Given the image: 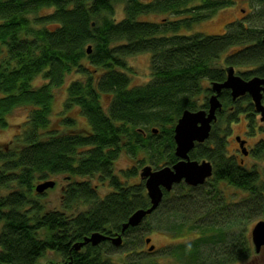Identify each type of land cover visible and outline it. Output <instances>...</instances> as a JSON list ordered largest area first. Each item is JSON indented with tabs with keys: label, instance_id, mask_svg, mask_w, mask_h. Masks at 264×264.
Masks as SVG:
<instances>
[{
	"label": "trees",
	"instance_id": "1",
	"mask_svg": "<svg viewBox=\"0 0 264 264\" xmlns=\"http://www.w3.org/2000/svg\"><path fill=\"white\" fill-rule=\"evenodd\" d=\"M234 2L0 0V127L9 125L7 116L16 107L30 108L13 147L0 149V264H40L48 252L58 255L60 264H160L155 251L142 248L148 238L142 237L143 225L165 210L184 217L169 228L200 231L191 242L174 247L180 261L238 264L259 253L246 224L242 232H227L239 216L246 223L250 213L264 207L260 173L228 153L226 138L229 125L242 115L255 132L258 114L250 95L234 100L229 89L219 94L222 108L209 139L190 152L194 160H210L213 175L198 186L175 184L141 224L121 233L129 216L150 201L137 165L116 173L120 154L154 169L173 165L179 159L174 140L179 117L186 109L208 108L212 84L225 81L228 67L246 68L236 71L244 79L264 77V28L238 23L221 34L184 32ZM119 3L124 15L117 18ZM148 15L164 20L144 18ZM144 52L151 54L152 80L131 85L128 58ZM223 53L225 65L220 63ZM72 74L77 77L70 80L63 109L52 120L54 90ZM201 94L205 97L198 105ZM74 109L85 126H77ZM223 120L228 128L221 137L216 128ZM263 151L264 141L252 153ZM57 174L71 180L62 189L61 209H51L40 200L50 188L38 192L36 186ZM77 177L88 180H73ZM93 177L107 183L109 191L101 195L89 180ZM222 181L249 194L241 202L243 214L226 216L237 205L218 189ZM80 205L87 209L74 212ZM94 232L121 233L123 242L115 246L107 239L74 247ZM203 244L212 250L207 257L196 255ZM119 251L127 255L113 259ZM53 260L48 263L58 264Z\"/></svg>",
	"mask_w": 264,
	"mask_h": 264
},
{
	"label": "rangeland",
	"instance_id": "2",
	"mask_svg": "<svg viewBox=\"0 0 264 264\" xmlns=\"http://www.w3.org/2000/svg\"><path fill=\"white\" fill-rule=\"evenodd\" d=\"M116 11H117V18H120L124 15V4L119 3L116 5ZM46 10L43 9L41 12H45ZM144 18H150V20H156V21H163L164 16L163 15H148L144 16ZM241 23L245 27H254L258 29L264 28V0H235V2L232 5H229L227 7H224L220 10H218L214 15L196 23L193 25V27L190 28V30H184V32L187 33H194V32H202L204 34H221L230 32L233 29V25ZM225 53L222 54V60L220 63L222 65H225L224 58ZM151 54L149 52L139 53L137 55H133L128 58V65H129V76L131 79V85H143L145 83H148L152 80V71H151ZM239 69H246V68H238L236 67V71ZM40 77V76H39ZM76 74L69 75L64 85L55 88L54 94V105H53V113H52V120H55L57 116L60 114V112L63 109L64 99L66 98L67 94V87L70 83V80L73 78H76ZM37 79V78H36ZM38 83L42 82V79H38ZM36 84V82H34ZM208 83L205 80H202V86L207 87ZM205 94H201L196 96V100L198 105H200L203 100ZM30 108L28 106H18L7 116V120L9 125L7 127H0V149L1 148H11L14 145V139L16 135L21 131V125L24 123L28 116ZM74 112L72 115L76 116L77 118V126H85V119L82 118L80 115V111L77 109H74ZM223 123H218L216 132L219 133V135L225 136L224 132L228 128L226 126V123L224 120ZM259 122V120H258ZM250 121L247 118H244V115L238 120L229 125L230 133L227 138V151L230 155H234L237 157L238 161L244 164L247 168L254 167L257 169V171L260 173V179L264 182V151L260 152L256 155L252 153L253 149L258 145V141L264 138V132H260L258 129L257 131L253 132L252 128L250 127ZM250 132H253L252 135H250ZM237 136H242L244 139L248 140V143L244 145L251 150V153L248 155H244L241 152V148L239 146V142L236 139ZM241 137V138H242ZM208 140V139H207ZM260 154V155H259ZM141 156V155H139ZM241 157V158H240ZM139 158V157H138ZM137 158L133 157L131 154H128L126 152L120 154L118 159L115 162V170L116 173L120 174L121 170L127 169L131 166L137 165L138 168L141 170L143 167L142 164L138 165V162H136ZM147 165H151L149 163H146ZM145 166V165H144ZM139 170V171H140ZM140 174V173H139ZM138 174V179L140 178V175ZM50 180H54L56 182L55 186L48 189L46 191V194L40 198V200L46 204L51 209H61L62 202H61V193L63 187L71 180L69 176L66 175H52ZM88 180L87 177H77L73 178V180ZM91 184L98 187V190L101 195H104L109 191V188L107 186V183H103L100 181L97 177H93L89 179ZM262 183V182H261ZM175 186V185H174ZM218 189L223 190L226 201L230 204H236L237 206H232L233 212L228 211L226 215L228 217L232 216V213H236V215H240V213H244V210L241 212V202L249 196V194L241 189H237L233 186L228 185L226 182L222 181L217 184ZM87 209L86 206L80 205L78 206L74 212H80ZM168 212L163 211V213H157L155 215H152L149 220H146L143 225V232L144 235L142 236L143 239L145 237L151 238V244L155 245V249L153 251V256L156 257L158 260V263L160 264H188L186 262L180 261L177 259L176 255L174 254L173 250L174 247L186 242H191L193 239H195L199 234L200 231L198 230H190L189 233H186L188 227L184 229H179V232H176L174 228H169L171 224H176L177 222H180L184 219V217L180 214L174 215L172 212V215H166ZM240 217V216H239ZM234 220L230 224V227L227 229V232H242L244 225L246 224V228L248 230V233L250 235L251 229L254 226V224L259 220H264V207H262L261 211L253 212L249 214L248 219L246 220V223L244 220L239 218ZM187 225H190V222L186 221ZM163 228H162V227ZM184 229V230H183ZM176 232V233H175ZM203 243V242H202ZM253 244V243H252ZM254 250L255 246L253 245ZM142 248L147 250L148 245L146 243L142 244ZM170 250L173 254L170 253ZM212 253V250L210 247L206 246V244H203L199 247V251L196 253V255L203 254L204 256H208V253ZM216 252V250H214ZM256 253V251H255ZM127 255V251H119L118 253L112 254L111 257L115 260L122 259ZM54 259L58 264L61 262V258L51 252H48V254L40 259V264H49L48 260ZM53 260V261H54ZM201 262L200 259H195V261L192 262V264ZM264 263V249H262L261 252L256 253L255 256L250 257L249 259L238 263V264H263ZM118 264H124L123 261H119ZM202 264V263H200ZM203 264H205L203 262Z\"/></svg>",
	"mask_w": 264,
	"mask_h": 264
},
{
	"label": "water",
	"instance_id": "3",
	"mask_svg": "<svg viewBox=\"0 0 264 264\" xmlns=\"http://www.w3.org/2000/svg\"><path fill=\"white\" fill-rule=\"evenodd\" d=\"M88 50L90 51V47ZM222 89H229L234 100L246 94L250 95L255 110L260 114L261 121L264 122V77L253 76L250 79H244L236 73L233 66L228 67L225 81L212 84L213 93L208 99V108L196 111L186 109L179 117L174 128L175 154L179 158L178 161L173 165H166L158 169L147 164L141 168L140 178L144 180L150 206L134 211L124 222L121 233L130 226L141 224L159 207L164 192L171 191L175 184L185 182L190 186H198L204 184L213 175V164L210 160H192L189 153L194 149L196 143H204L210 137L213 122L217 119V112L222 108V101L219 98ZM237 140L242 152L247 154L248 151L244 146L246 141L241 140L240 136H237ZM55 184L54 180L48 179L39 183L36 190L44 192L46 189L54 187ZM121 233L108 236L102 232H94L85 237L83 241L75 243L74 247L79 250L87 243L97 245L107 239L115 246H119L123 242ZM251 240L256 252H260L264 248V220L257 221L252 227ZM145 243L149 245L150 252L155 249V245L151 244L150 237L145 239Z\"/></svg>",
	"mask_w": 264,
	"mask_h": 264
},
{
	"label": "flooded vegetation",
	"instance_id": "4",
	"mask_svg": "<svg viewBox=\"0 0 264 264\" xmlns=\"http://www.w3.org/2000/svg\"><path fill=\"white\" fill-rule=\"evenodd\" d=\"M257 114H258V120H259V122H258V125H257V128H256V131H257V129L260 131V132H264V122L263 121H261V119H260V114L257 112ZM240 137H242V136H240ZM209 139V138H208ZM237 139V138H236ZM241 140H245L246 142H245V144L244 145H246V143H248V140L247 139H244L243 137L241 138ZM262 141H264V138H262L261 140H259L258 141V143L259 142H262ZM239 142V141H238ZM239 146H240V143H239ZM241 148V147H240ZM246 149H247V147H246ZM241 150V152H242V149H240ZM247 154H244L243 152V154L246 156V155H248V154H250L251 153V150L249 151V149H247ZM190 154V153H189ZM237 156V155H236ZM235 156V157H236ZM191 157V156H190ZM241 158V157H240ZM192 159V158H191ZM192 160H194V159H192ZM203 160V159H202ZM242 160H243V158H241V163H242ZM198 161H201V160H198ZM213 172H214V167H213ZM140 175V174H139ZM185 183V182H184Z\"/></svg>",
	"mask_w": 264,
	"mask_h": 264
}]
</instances>
